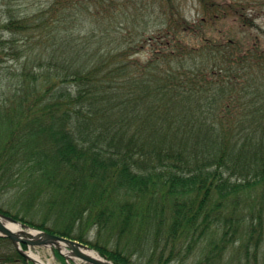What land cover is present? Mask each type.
<instances>
[{
    "label": "trees",
    "instance_id": "trees-1",
    "mask_svg": "<svg viewBox=\"0 0 264 264\" xmlns=\"http://www.w3.org/2000/svg\"><path fill=\"white\" fill-rule=\"evenodd\" d=\"M13 2L0 192L41 220L0 212L114 264H264V0ZM0 264L33 263L0 237Z\"/></svg>",
    "mask_w": 264,
    "mask_h": 264
},
{
    "label": "rangeland",
    "instance_id": "rangeland-1",
    "mask_svg": "<svg viewBox=\"0 0 264 264\" xmlns=\"http://www.w3.org/2000/svg\"><path fill=\"white\" fill-rule=\"evenodd\" d=\"M34 0H14L12 6H14V11L18 12L20 11L24 6H26L28 3L31 4ZM221 1H229V0H221ZM186 10H187V15H191L193 14V9H194V5L193 3H191V1H188L186 3L185 6ZM229 22H225L219 25H217V32L221 31V30H226L228 27L231 26V24ZM222 25V26H221ZM4 37L6 38L7 33H3ZM209 34H213V32H209ZM217 35H220L219 33H216ZM15 64V62L9 58H5L1 61L0 63V72H2L4 69H8L11 70V68H13V65ZM3 74H0V94L1 95H7L9 96V94H11L10 90H11V84L7 81V80H2ZM14 177L18 178L17 175H14ZM21 182L23 183L24 181L21 180ZM30 186H33L35 188H37V186H42V183H32L29 184ZM15 200H13L12 197V190H7V191H3L0 192V207L5 210L8 211L10 214H18L19 216H22L23 218H25L26 221H30L32 223H34L35 225L40 224V220L41 218H39L38 216H36V212L34 209H32V214H26L25 212L22 211V207L18 204H16L14 202ZM47 227H52V223L49 222L48 224H46ZM37 229V228H35ZM76 233V231L74 232ZM84 237L87 238V240L92 241V242H96L97 241V237H96V233L94 230L90 229V230H86L84 229ZM102 240V239H100ZM99 240V243H100ZM101 244V243H100ZM210 248V246L207 244V242H199V244L194 247L192 250H190L189 252L186 253V245L182 246L180 249L181 255L173 260H171L168 264H194V262L199 261V259L204 258L205 253L208 252V249ZM32 251L37 254L41 260L44 263H48L50 262L51 264H89V263H85L83 261H81L80 259H76L75 261H72L68 258H66L65 263L60 262L54 254V248L48 247V246H36V247H32L31 248ZM25 251L29 250V248L27 247L26 249H24ZM95 250V249H93ZM96 252H98L97 250H95ZM62 252V251H61ZM63 253V252H62ZM64 254V253H63ZM148 255L146 254L144 255L140 260H138L137 262L139 264H148L146 263V261L148 260ZM73 262V263H70ZM158 262H152L151 264H157Z\"/></svg>",
    "mask_w": 264,
    "mask_h": 264
},
{
    "label": "water",
    "instance_id": "water-1",
    "mask_svg": "<svg viewBox=\"0 0 264 264\" xmlns=\"http://www.w3.org/2000/svg\"><path fill=\"white\" fill-rule=\"evenodd\" d=\"M0 218L2 220H7L9 222L12 223H17L19 224L23 231L20 232V234H14L12 232H10L8 229H6L3 224H2V220H0V236L1 237H6L8 239H10V241L12 242L13 246L16 248V250H18V252H20L25 258H27L28 260L32 261L34 264H42L40 262H36L34 259L30 258L22 249H21V245H25L28 248H32V247H36V246H49V244L51 243H57V242H65L67 243V247L72 250L74 252V254L78 257V259H80L81 261L85 262V263H89V264H113L111 261L104 259V261H96L92 258H89L87 256L82 255V253L78 250V247H82V248H87L90 249L89 247H87L86 245H83L75 240L66 238V237H62V236H58V235H53L50 234L48 232H44V231H38V235L35 236L34 234H32L31 232H26L28 231V229L30 230H34L33 228H31L30 226L19 222L18 220L6 216L2 213H0ZM54 248V246H52ZM56 250H58V252L62 255H64L59 248L55 247ZM65 256V255H64ZM67 257V256H65ZM73 261H75L74 259H72Z\"/></svg>",
    "mask_w": 264,
    "mask_h": 264
},
{
    "label": "bare ground",
    "instance_id": "bare-ground-1",
    "mask_svg": "<svg viewBox=\"0 0 264 264\" xmlns=\"http://www.w3.org/2000/svg\"><path fill=\"white\" fill-rule=\"evenodd\" d=\"M0 220H2L0 218ZM3 226L8 229L10 232L14 233V234H20V232L23 231L22 227L17 224V223H12V222H9L7 220H2L1 221ZM26 232H31L32 234H34L35 236L38 235V231L37 230H30L28 229V231ZM52 246L54 247H57L60 249V251H62L68 259H78V257L74 254V252L72 250H70L68 247H67V243L65 242H57V243H51L49 244L48 247H51L53 248ZM78 250L82 253V255L84 256H87L89 258H92L96 261H104V259L102 258V256L96 252L95 250L93 249H87V248H82V247H78ZM25 253L32 259H34L36 262H40L42 264H46L44 263L41 258L35 254L31 248H29V250L25 251ZM47 264H51L50 262H48Z\"/></svg>",
    "mask_w": 264,
    "mask_h": 264
}]
</instances>
